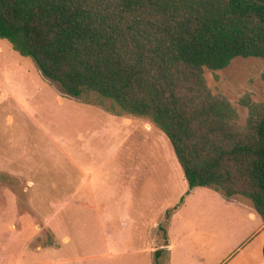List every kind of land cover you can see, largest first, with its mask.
Here are the masks:
<instances>
[{
  "label": "rangeland",
  "instance_id": "obj_1",
  "mask_svg": "<svg viewBox=\"0 0 264 264\" xmlns=\"http://www.w3.org/2000/svg\"><path fill=\"white\" fill-rule=\"evenodd\" d=\"M263 72L264 59L236 57L205 75L245 122L240 100L264 103ZM110 106L66 94L0 39V264H168L169 229L208 228L196 212L211 188L176 216L192 189L169 137Z\"/></svg>",
  "mask_w": 264,
  "mask_h": 264
},
{
  "label": "trees",
  "instance_id": "obj_2",
  "mask_svg": "<svg viewBox=\"0 0 264 264\" xmlns=\"http://www.w3.org/2000/svg\"><path fill=\"white\" fill-rule=\"evenodd\" d=\"M0 39L66 94L149 118L191 189L244 197L264 220V103L242 97L243 122L205 75L264 59V0H0Z\"/></svg>",
  "mask_w": 264,
  "mask_h": 264
},
{
  "label": "crops",
  "instance_id": "obj_3",
  "mask_svg": "<svg viewBox=\"0 0 264 264\" xmlns=\"http://www.w3.org/2000/svg\"><path fill=\"white\" fill-rule=\"evenodd\" d=\"M196 188H192V194L174 212L176 216L187 208L188 201L195 196ZM209 188L198 195L199 208L196 212L203 210L199 216L207 217L206 212L209 211L208 228L199 225H194L192 230L185 228L177 240L172 239V231L169 229L164 246L169 252L168 264H197L195 260L203 259L212 260L213 264H264L262 217L248 199L241 196L227 197L223 192L221 194L219 190ZM217 209L220 210L216 219ZM225 227L231 234L230 241L223 236L226 233ZM259 235L261 238L250 245Z\"/></svg>",
  "mask_w": 264,
  "mask_h": 264
}]
</instances>
